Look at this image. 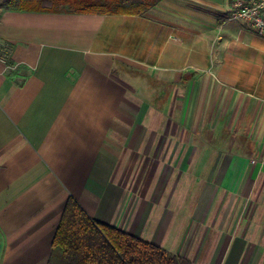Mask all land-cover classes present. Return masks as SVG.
I'll return each mask as SVG.
<instances>
[{"label":"crops","instance_id":"crops-1","mask_svg":"<svg viewBox=\"0 0 264 264\" xmlns=\"http://www.w3.org/2000/svg\"><path fill=\"white\" fill-rule=\"evenodd\" d=\"M233 1L0 0V264H47L70 197L191 264H264V37ZM186 172L207 185L192 232Z\"/></svg>","mask_w":264,"mask_h":264},{"label":"trees","instance_id":"trees-1","mask_svg":"<svg viewBox=\"0 0 264 264\" xmlns=\"http://www.w3.org/2000/svg\"><path fill=\"white\" fill-rule=\"evenodd\" d=\"M161 0H7L28 11L145 14ZM47 264H191L160 245L92 218L70 197L61 214Z\"/></svg>","mask_w":264,"mask_h":264},{"label":"rangeland","instance_id":"rangeland-1","mask_svg":"<svg viewBox=\"0 0 264 264\" xmlns=\"http://www.w3.org/2000/svg\"><path fill=\"white\" fill-rule=\"evenodd\" d=\"M191 173L186 172L185 174H181L182 178L179 180L177 184V189L179 192V197H183L185 200L182 206L179 209L178 216L185 217L186 221L183 224V227L192 232L194 228V224L190 221L191 216V210L193 209V206H197L201 204L202 198H203V189H205V193L207 191V185H203V181L201 178L196 179L192 178ZM202 174H200L199 177H201ZM205 176V174H203ZM197 212L195 211L196 214Z\"/></svg>","mask_w":264,"mask_h":264},{"label":"built area","instance_id":"built-area-1","mask_svg":"<svg viewBox=\"0 0 264 264\" xmlns=\"http://www.w3.org/2000/svg\"><path fill=\"white\" fill-rule=\"evenodd\" d=\"M230 18L250 23L264 37V0H234Z\"/></svg>","mask_w":264,"mask_h":264}]
</instances>
